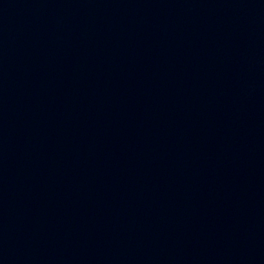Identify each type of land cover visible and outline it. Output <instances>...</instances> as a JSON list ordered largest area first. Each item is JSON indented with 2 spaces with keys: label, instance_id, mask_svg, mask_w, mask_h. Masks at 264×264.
Here are the masks:
<instances>
[{
  "label": "water",
  "instance_id": "water-1",
  "mask_svg": "<svg viewBox=\"0 0 264 264\" xmlns=\"http://www.w3.org/2000/svg\"><path fill=\"white\" fill-rule=\"evenodd\" d=\"M0 264H264V0H0Z\"/></svg>",
  "mask_w": 264,
  "mask_h": 264
}]
</instances>
